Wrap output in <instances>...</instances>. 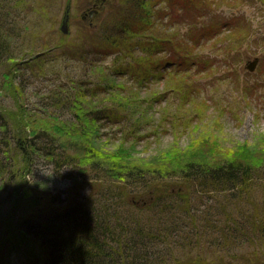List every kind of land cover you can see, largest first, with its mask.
<instances>
[{"label":"trees","instance_id":"16d2710c","mask_svg":"<svg viewBox=\"0 0 264 264\" xmlns=\"http://www.w3.org/2000/svg\"><path fill=\"white\" fill-rule=\"evenodd\" d=\"M214 1L129 0L131 5L117 13L110 24H101L102 31L95 48L83 51L80 45L68 47L65 53L84 61L86 56L91 61H104L122 47L133 52L130 57L139 53L142 56L160 53L164 50L161 43L166 46L168 43V36L160 27L163 22L154 24V16L158 19V15H164L163 9L157 7L162 2L170 4L168 11L185 12L180 16L176 14L177 17L170 15L171 21L188 18L189 22L197 23L194 21L211 9L208 16L214 21L207 28L212 31L211 35L224 32L221 39H226L231 29L230 32L236 30L238 34L236 26L240 17L217 21L214 10L219 6ZM42 5L31 8V28L40 24L33 17L39 16ZM23 13L9 0H0V96L6 95L9 99L5 103L4 97L0 99V189L4 184H12L14 179L23 182L42 163L44 168L51 166L54 171L50 170L56 173L70 167L80 170L75 174L78 180L72 179L77 189L74 194L69 193L70 188L64 190L65 197H61L62 191L39 194L47 202L43 209L39 208L32 218L26 216L19 222L21 231L34 236L43 247L44 264H159L158 261L166 260L163 256L167 251L173 249L172 242L183 244L177 240L178 235L186 236L187 246H191L196 237L184 230L173 229L171 222L169 227L165 224L162 226L165 229L156 230L157 226L148 224L139 213H160V220L168 221L173 215L176 218L191 214V211H176L181 204L184 205L181 210L187 209L189 191L182 195L159 190L161 184L167 186L168 180L178 178L183 185L203 194L210 190L248 189L260 180L255 173L264 171V158L257 161L236 156L209 162L200 155L199 159H187L177 164L169 155L157 153L156 156L161 155L157 160L154 151V154L147 152L146 155L136 152V146L143 143L145 135L140 131L148 126L157 130L171 122L162 115V108L156 107L162 99L166 100L167 91L149 86L144 72L140 80L138 72H125L126 68L121 67H114L110 72H87L88 80L68 72L65 77H60L55 72L54 79L49 78V85L37 88L43 93L38 96V101L41 97L45 101H32L36 87L26 76L35 74L32 68L43 65L45 61L41 59L56 47L45 45L36 53L33 48L28 51L25 42H12L22 38L25 31V17L29 12ZM173 49L178 51V45ZM183 53L187 54L189 50ZM186 61L167 60L165 68L173 64L187 65L183 63ZM188 61L193 63L194 60ZM127 78L131 80L128 86L124 84ZM142 87H146V91L138 96ZM180 103L182 107L185 105V101ZM151 134L157 135L156 131ZM110 137L119 141L112 149L105 145ZM65 177L61 176L62 179ZM88 183H101L100 192L85 193ZM263 213L230 216L225 228L227 246L215 238L218 251H229L230 246H238L242 238L249 243H253L258 234V239L264 238ZM166 233H171L175 240Z\"/></svg>","mask_w":264,"mask_h":264},{"label":"rangeland","instance_id":"374dc122","mask_svg":"<svg viewBox=\"0 0 264 264\" xmlns=\"http://www.w3.org/2000/svg\"><path fill=\"white\" fill-rule=\"evenodd\" d=\"M128 1L9 0L14 3L16 10H21L22 13L25 10L29 12L25 17L27 24L22 38L12 42H25L28 51L29 48L40 51L43 46L49 44L56 47L41 59L45 61L43 65L32 68L35 74L29 73L26 76L36 87L31 100L37 103L45 101L43 97L38 101L40 98L38 96H42L43 93L37 88L43 84L49 85V78L54 79L55 72L60 77H65L68 72L85 80L89 78L86 77L87 72L88 74L110 72L114 67L126 68L125 72H138L139 80L144 72L149 86L155 85L154 88L167 91L166 100L162 99L160 105L157 104L156 107L162 108V115L164 118L168 117L171 122L158 127L157 130L148 126L140 131L145 134L142 138L144 144L139 143L136 152L142 155H146L147 152L152 154L156 152L155 156L157 153L169 155L177 164L187 159H199L200 155H204L203 158L209 162H220L236 156L257 161L264 158V0L214 1V4L219 6L214 10L217 21H228L233 16L240 17L236 26L239 33L237 34L236 30L230 32L231 29L226 39H221L224 32L211 35L212 31H208L207 28L214 21V18L208 16L211 9L200 17V20L194 21L197 23L189 22L188 18L175 22L176 18L171 21L170 15L177 17L185 12L168 11L170 4L162 2L157 7L163 9L164 15L162 17L158 15L159 20L154 16L156 20L154 24L160 25L162 21L160 27L168 36L167 46L164 42L161 43L164 47L162 53L144 56L139 53L130 57L133 52L122 47L118 52L108 55L104 61H91L87 56L84 61L65 53L68 47L81 45L83 51L86 48L87 50L95 48L93 46L97 45L100 39L101 24L103 22L110 24L117 13L131 5ZM39 4H43L42 10L38 11L39 16L36 14L33 18L39 21L41 26L39 24L37 28H31L33 11L31 8L36 5L39 7ZM65 15L67 32H62L61 24ZM176 45L179 47L178 51L173 49ZM188 50L189 53H183ZM254 58L257 62L254 69L249 71L246 65ZM181 59L187 60L183 62L187 65L173 64L165 68L167 60L180 63ZM189 59H193V63H190ZM159 74L160 77L156 78ZM124 84L128 86L131 80L128 79ZM145 88H141L138 96L145 93ZM3 97L4 103L8 102L6 95L0 96V99ZM180 101H185L183 107ZM140 123L141 120L138 125ZM155 131L157 135H152L151 133ZM109 139L105 145L111 149L115 148L119 141L113 137ZM160 156H156L157 160ZM44 165L42 163L37 171L23 182L22 179H17L18 182L14 179L12 184H4L0 189V264H44L43 247L34 236L21 231L19 222L26 216L32 218L39 208L43 209L47 202L39 194L62 191L61 197H65L66 188V190L70 188L71 194L77 190L72 179L78 180L79 177L75 174L80 170L74 167L59 170L57 173L63 172L62 175L55 181L47 182L49 186H46L43 181L38 180L44 179L38 171L51 174L54 169L51 166L46 169ZM256 174L260 180L249 185L248 189L210 190L205 191L204 195L197 193L195 188L192 189L189 185H183L178 178L168 180L167 186L161 184L159 190L166 189L182 195L189 191L186 198L189 199L187 209L181 210L184 206L181 204L176 211L182 213L191 211V214L179 215L176 218L173 215L168 221L160 220V213L149 211L139 213L148 220V224L156 225V230L165 229L162 227L165 224L169 227L171 222L173 229L184 230L192 233V237H196L193 244L187 246L184 241L186 236L178 235L176 239L181 240L183 244L172 242L173 249L169 247L170 251L163 256L166 260L158 263L264 264V238L258 239L259 234L255 236L253 243L242 238L238 246H230L226 252L218 251L219 245L215 239L219 238L217 239L219 243L227 246L225 228L230 216L236 218V214L238 217L243 214L246 217L264 211V171L259 170ZM61 176L66 177L62 179ZM115 184L112 186L113 189L116 188ZM101 186V183H88L85 193L96 191L97 194ZM131 212H135L134 209H131ZM169 234L168 236L175 240L171 233ZM198 241L199 245H194ZM224 252L226 254L223 255Z\"/></svg>","mask_w":264,"mask_h":264},{"label":"clouds","instance_id":"9594fccd","mask_svg":"<svg viewBox=\"0 0 264 264\" xmlns=\"http://www.w3.org/2000/svg\"><path fill=\"white\" fill-rule=\"evenodd\" d=\"M38 172L40 176L44 178V179H38V180L43 181L46 184V186H49L47 182L55 181L63 173V172H60V173L52 172L51 174H49L43 171H38ZM30 184H39V183H30Z\"/></svg>","mask_w":264,"mask_h":264},{"label":"water","instance_id":"95a60500","mask_svg":"<svg viewBox=\"0 0 264 264\" xmlns=\"http://www.w3.org/2000/svg\"><path fill=\"white\" fill-rule=\"evenodd\" d=\"M89 15H91V12L89 13ZM67 15L64 16V19L62 21V24H61V30L62 32H67ZM257 62V59L254 58L252 61H250L249 63H247L246 65V68L249 70V71H252L255 67V64Z\"/></svg>","mask_w":264,"mask_h":264}]
</instances>
